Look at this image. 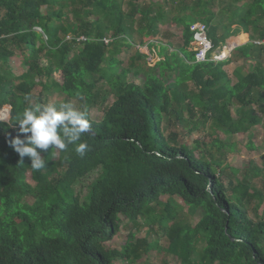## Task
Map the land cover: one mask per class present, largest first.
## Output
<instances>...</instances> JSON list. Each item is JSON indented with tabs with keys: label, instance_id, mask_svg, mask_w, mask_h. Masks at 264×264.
Masks as SVG:
<instances>
[{
	"label": "trees",
	"instance_id": "1",
	"mask_svg": "<svg viewBox=\"0 0 264 264\" xmlns=\"http://www.w3.org/2000/svg\"><path fill=\"white\" fill-rule=\"evenodd\" d=\"M163 23L184 28L179 43L155 40ZM196 23L215 49L241 34L248 43L226 61L196 62ZM0 33V107L11 106L0 120V264H138L150 258L147 237L130 233L120 251L107 243L140 220L160 225L178 264H264V217L246 204L258 209L264 195L222 167L231 138L264 120V0H0ZM15 57L28 71H14ZM240 61L233 79L226 67ZM57 95L87 112L88 149L50 146L34 170L8 141L25 108ZM166 124L203 137L178 144ZM175 198L203 211L196 225L177 220Z\"/></svg>",
	"mask_w": 264,
	"mask_h": 264
},
{
	"label": "rangeland",
	"instance_id": "2",
	"mask_svg": "<svg viewBox=\"0 0 264 264\" xmlns=\"http://www.w3.org/2000/svg\"><path fill=\"white\" fill-rule=\"evenodd\" d=\"M148 1V0H145ZM154 2H159L163 0H152ZM161 33L160 35L156 36L158 41H162L165 45L168 44H177L179 43L181 35L184 33V28L182 26H170L168 24H162L160 25ZM235 39L234 41H238V39ZM233 39H230L228 41H233ZM247 40V38H246ZM239 41H243L240 39ZM139 42L131 47V49L128 50V55H132L138 48ZM248 43L247 41H243L242 44L246 45ZM172 44V45H173ZM243 46V45H242ZM142 48H147L142 47ZM173 50V48H171ZM249 64H252L250 62ZM12 65L13 69L16 73H23L25 71H28V68L24 66L23 64H19V59L17 57L12 59ZM241 66L243 65V61L234 63L233 65H229L226 67V71L229 74L230 77L234 79L233 76V68L235 66ZM249 68L246 66L244 68V71H247ZM101 86L108 88V84L103 82L100 84ZM113 97L111 96L108 98V103L112 102ZM63 102V98H60L58 95L55 96L52 100L49 101V103L53 104H61ZM70 104L77 110L80 109V104L76 99H71ZM8 106H5L3 108L0 107V112L3 110H8ZM256 114L260 117L263 116L262 113H260L257 108ZM104 114V109L101 107H94L90 111V116L95 120H100ZM1 117V116H0ZM264 117V116H263ZM168 124H166L165 127V134L168 135L170 131H175L179 133V143H189L191 147L196 146V140H201L203 137V134H199L194 132L192 135L188 136L189 131L182 132L180 129L175 128L172 126V128H167ZM222 138H224V135H221ZM231 141L235 144V150L227 155V159L224 161L223 168L225 169L226 173L233 179L234 183L236 184L237 180H246L247 183H249L252 186V193L254 191H260L264 195V120L262 124L256 125L252 127L247 133H241L233 136L231 138ZM253 147V148H252ZM197 155L200 154L199 151L196 152ZM230 167L239 169L240 172L236 175H233V172L231 171ZM256 171L262 172L260 176L255 177L253 173ZM33 186H35V182L30 180L29 181ZM168 196H162L158 203H156V207L158 210H163L167 201ZM177 208V220L180 223L183 224H190L192 226L196 225L199 220L201 219L203 215V211L201 209H198L196 211H192L191 208H189L186 204L183 203L182 200L179 198H175ZM248 209L251 211V216L254 218L264 217V202L261 204V206L257 209V202H247ZM155 205V204H154ZM149 222H146L144 220H140L138 224H132V223H122L120 232L115 236V238L107 243V246L110 247L112 250L118 249L119 251L123 249V246H125V243L127 242L128 235L130 233H135L136 239L138 238H144L147 237L148 241H150L153 245L151 248L149 254L150 258L144 257L138 264H163L164 262H168V264H178L176 258H173L168 253L169 248V240L164 236L163 232L159 228V224L155 226V228H151V226L148 224ZM173 221L170 222L172 224ZM202 248V246H199V249ZM116 262L120 264V261L117 259Z\"/></svg>",
	"mask_w": 264,
	"mask_h": 264
},
{
	"label": "clouds",
	"instance_id": "3",
	"mask_svg": "<svg viewBox=\"0 0 264 264\" xmlns=\"http://www.w3.org/2000/svg\"><path fill=\"white\" fill-rule=\"evenodd\" d=\"M15 124L19 126V132L8 144L21 162L24 157L30 158V167L34 170L46 167L42 153L50 146H53L52 150H65L69 145H75V152L81 156L88 149V145L81 142L82 135L90 130L87 112L75 109L70 103H37L25 108L16 117Z\"/></svg>",
	"mask_w": 264,
	"mask_h": 264
},
{
	"label": "built area",
	"instance_id": "4",
	"mask_svg": "<svg viewBox=\"0 0 264 264\" xmlns=\"http://www.w3.org/2000/svg\"><path fill=\"white\" fill-rule=\"evenodd\" d=\"M194 32L193 40V50L196 52V61L197 62H206L208 60H214L216 62H222L229 58L231 53V47L228 43L222 45L220 48L215 49L213 41L209 36V27L207 24L196 23L191 27ZM4 36L0 33V42ZM71 36H68V39H71ZM79 42L85 43L87 39L83 36L78 39ZM109 40H106L105 43H109ZM1 119H5L2 117Z\"/></svg>",
	"mask_w": 264,
	"mask_h": 264
},
{
	"label": "crops",
	"instance_id": "5",
	"mask_svg": "<svg viewBox=\"0 0 264 264\" xmlns=\"http://www.w3.org/2000/svg\"><path fill=\"white\" fill-rule=\"evenodd\" d=\"M236 39H238V41H234L235 39H233V44H234V46H231L230 41H227V43L230 45L232 51H233L235 48L244 45V44H242V42H243L244 40L247 41V40H246V37L244 36V34L239 35L238 37H236ZM240 39H242L243 41H239ZM245 44H246V43H245ZM233 64H234V63H231V64H229V65H233ZM229 65H228V66H229ZM238 66H239V65H238ZM238 66H235V67L233 68V72L237 69Z\"/></svg>",
	"mask_w": 264,
	"mask_h": 264
},
{
	"label": "bare ground",
	"instance_id": "6",
	"mask_svg": "<svg viewBox=\"0 0 264 264\" xmlns=\"http://www.w3.org/2000/svg\"><path fill=\"white\" fill-rule=\"evenodd\" d=\"M8 113L9 112L7 110H3L2 112H0V116L4 117V118H8V116H9Z\"/></svg>",
	"mask_w": 264,
	"mask_h": 264
},
{
	"label": "water",
	"instance_id": "7",
	"mask_svg": "<svg viewBox=\"0 0 264 264\" xmlns=\"http://www.w3.org/2000/svg\"><path fill=\"white\" fill-rule=\"evenodd\" d=\"M7 109H8L7 111L9 112V117H8L7 119H5V121L8 120V119L10 118V115H11V114H10V113H11V106L9 105ZM0 119H1V118H0Z\"/></svg>",
	"mask_w": 264,
	"mask_h": 264
}]
</instances>
